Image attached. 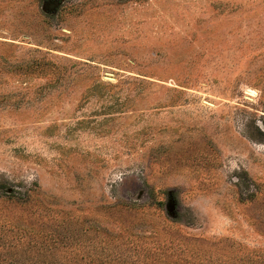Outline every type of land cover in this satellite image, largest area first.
I'll return each instance as SVG.
<instances>
[{"label":"rangeland","instance_id":"1","mask_svg":"<svg viewBox=\"0 0 264 264\" xmlns=\"http://www.w3.org/2000/svg\"><path fill=\"white\" fill-rule=\"evenodd\" d=\"M0 182V264H264V0H0Z\"/></svg>","mask_w":264,"mask_h":264},{"label":"trees","instance_id":"2","mask_svg":"<svg viewBox=\"0 0 264 264\" xmlns=\"http://www.w3.org/2000/svg\"><path fill=\"white\" fill-rule=\"evenodd\" d=\"M5 187H7V186H5L3 183L0 182V189H5ZM5 191H6V189H5ZM8 191H9V190H7L5 193L7 194ZM11 192H13V191H9V194H8V195H11ZM37 260H38V259H37ZM39 261H40V260H39Z\"/></svg>","mask_w":264,"mask_h":264}]
</instances>
